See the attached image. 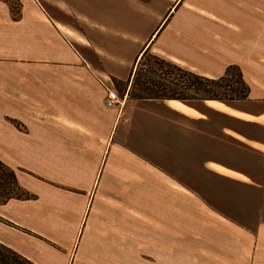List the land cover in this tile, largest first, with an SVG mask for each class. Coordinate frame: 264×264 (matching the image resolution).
Returning a JSON list of instances; mask_svg holds the SVG:
<instances>
[{
  "label": "crops",
  "instance_id": "crops-1",
  "mask_svg": "<svg viewBox=\"0 0 264 264\" xmlns=\"http://www.w3.org/2000/svg\"><path fill=\"white\" fill-rule=\"evenodd\" d=\"M19 1L17 20L0 11V73L7 78L12 60H24V88L0 78V94L24 102V125L10 136L0 132L10 139L0 143V158L32 198L0 204L1 243L35 264H126L132 252L172 250L174 194L188 200L201 185L187 181L191 160L199 180L224 173L255 182L252 163L222 164L220 128L198 129L189 151L188 133L164 105L179 100L124 103L125 93L108 107L105 95L116 88L113 79L129 87L145 49L204 76L236 65L249 92L233 118L264 131V0H159L160 17L144 33L134 20L151 0ZM17 35L19 51L9 44ZM249 131L232 136L246 146L240 154L262 161L264 132ZM208 214L235 239L246 236L242 264H264V211L258 234L234 216ZM235 223L251 235H238Z\"/></svg>",
  "mask_w": 264,
  "mask_h": 264
},
{
  "label": "rangeland",
  "instance_id": "rangeland-1",
  "mask_svg": "<svg viewBox=\"0 0 264 264\" xmlns=\"http://www.w3.org/2000/svg\"><path fill=\"white\" fill-rule=\"evenodd\" d=\"M151 1L153 2V7L141 6L140 17L134 20V22L139 20L137 23L140 22L141 33L148 31L150 29L148 27L149 24L160 17L162 3L159 0ZM20 8L21 3L19 0H0V11L7 13L10 16L9 19L17 20L20 17ZM131 12L129 4L125 3L121 14H123L124 18L122 17V20L126 27L129 24L132 25L133 22ZM171 14H165L164 22L170 19ZM1 32L2 27H0ZM13 37V41L10 40L9 44L13 46L15 51H19L24 41L20 35ZM149 55L155 54L149 51ZM149 59L150 62H145L151 65L153 58L149 57ZM143 67L147 68L146 65ZM181 67L191 70L184 66ZM10 69L11 72L5 74L7 78L3 77L1 73L0 78L6 79L9 84L18 89L24 88V60H12ZM191 71L197 73L194 70ZM236 73L237 70L232 69L230 71V79L233 87L239 88L241 85L237 82ZM206 77L216 79L219 76ZM114 84L119 97L123 100L126 93L124 83L114 82ZM218 87L216 88L217 93L222 98L212 100L218 101V103H203L202 101L204 100H195L180 101L182 103H165L164 105L172 109L174 122L177 120L175 118H179V121L183 124L182 131L184 130V132L188 133L190 152H195L196 150V133L198 129L212 132L213 127H215V131L220 128V160L222 164L235 163L238 168H245L244 164L246 162L252 163V168L249 167L248 171L249 176L254 178L257 183L262 182L264 175L259 177L256 175L259 174L257 173L258 170H264V160L258 161V158L254 155L251 158L240 154V150L246 146L241 141L234 140V136L238 137L239 132H248L249 130L259 133L264 131L259 127L250 129L239 119L233 118L240 114L239 110H245L243 108L244 103H238V100L241 99L228 100L225 98L224 88ZM230 95L233 98L237 97L232 93ZM125 99L124 103L134 101V99L128 97V94ZM22 113L24 115V102L8 99L0 94V132L5 133L8 130L9 133L7 134L10 136L15 131H20L24 125ZM6 140H0L1 145L5 146L6 142H10L9 137ZM9 166L15 171L17 177L18 170L10 164ZM198 169L196 161L191 160L187 181L190 184L201 185L189 189L188 200L185 199L184 195L182 199L180 195L176 196L174 194L173 197V219L170 220L173 228L172 250H162L155 253L148 251L132 252L127 254L126 264H242L241 262H244L242 248L248 244L244 234L248 235L250 232L258 234L257 225L263 222L259 217L260 213L264 211V187H251L250 183L255 182L237 177V175L228 177L224 173L221 174V178L211 175L209 178L199 180L197 178ZM17 183L22 187L18 182V178ZM15 199L24 200L23 197ZM211 211L226 213L236 217L235 222L248 225L247 228H249L250 232L247 228H239L235 223L238 235L242 233L244 236H237L235 239L228 233L226 228H223L220 223L209 216L208 213ZM260 242L264 243V239L261 238ZM136 255H141V259L137 258ZM148 260L152 261L149 262Z\"/></svg>",
  "mask_w": 264,
  "mask_h": 264
},
{
  "label": "trees",
  "instance_id": "trees-1",
  "mask_svg": "<svg viewBox=\"0 0 264 264\" xmlns=\"http://www.w3.org/2000/svg\"><path fill=\"white\" fill-rule=\"evenodd\" d=\"M150 58L153 63L150 65ZM145 61H148L147 63ZM146 65L145 67H143ZM237 70L236 79L239 85L233 87L230 71ZM113 82H119L112 80ZM124 85L130 99H170L179 101L219 100L216 88H224L225 98L244 99L247 97L249 87L243 79L242 73L236 65L226 67L224 74L218 78H209L204 75L185 69L176 63L149 55L147 49L135 60L130 78ZM123 84L124 82H119ZM116 87V86H115ZM230 93L237 97H231ZM239 93V94H238ZM228 96V97H227ZM32 198L17 183L15 171L0 158V203L10 198ZM0 264H35L14 249L0 242Z\"/></svg>",
  "mask_w": 264,
  "mask_h": 264
},
{
  "label": "built area",
  "instance_id": "built-area-1",
  "mask_svg": "<svg viewBox=\"0 0 264 264\" xmlns=\"http://www.w3.org/2000/svg\"><path fill=\"white\" fill-rule=\"evenodd\" d=\"M121 103V98L119 97L115 89H107L105 95V104L108 107H114Z\"/></svg>",
  "mask_w": 264,
  "mask_h": 264
}]
</instances>
